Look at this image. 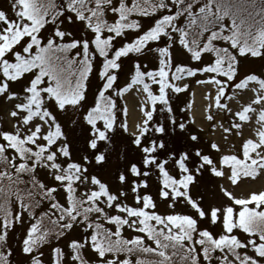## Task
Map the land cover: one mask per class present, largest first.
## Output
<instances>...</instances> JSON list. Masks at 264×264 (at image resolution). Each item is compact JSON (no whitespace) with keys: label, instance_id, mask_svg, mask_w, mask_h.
I'll return each instance as SVG.
<instances>
[{"label":"snow or ice","instance_id":"1","mask_svg":"<svg viewBox=\"0 0 264 264\" xmlns=\"http://www.w3.org/2000/svg\"><path fill=\"white\" fill-rule=\"evenodd\" d=\"M247 55L264 56V0H11L0 8V98L13 101L14 121L0 129V264H264L239 250L264 258V190L237 197L221 188L219 204L191 194L200 176L235 185L264 174V72L241 73ZM193 81L214 86L209 128L240 136L239 149L224 152L177 120L172 98ZM230 88L252 91L234 112L222 103ZM130 90L140 97L132 131L121 103ZM213 108L230 113L228 126ZM67 121L80 127L82 145L69 141ZM118 132L127 148L102 176L110 163L102 145ZM171 133L182 143L170 146Z\"/></svg>","mask_w":264,"mask_h":264},{"label":"rangeland","instance_id":"2","mask_svg":"<svg viewBox=\"0 0 264 264\" xmlns=\"http://www.w3.org/2000/svg\"><path fill=\"white\" fill-rule=\"evenodd\" d=\"M261 0H257V3H260ZM130 3V0H129ZM11 5V0H0V8L8 10ZM132 18L134 19H142V23L144 25H150L152 22L150 17L142 18L140 14H132ZM255 19L259 20V15L255 17ZM226 22L227 18H226ZM71 27H75L74 25ZM144 58L148 59L149 66H152V58L151 55H146ZM129 62H125L124 64V71L127 72L129 69ZM239 71L241 73H246L248 71L252 72H264V56L260 57H252L251 55H247L245 57L240 58L239 63ZM206 75V74H205ZM120 78L124 79V74L121 73ZM2 82V81H0ZM20 83H12L11 87L13 90H17L20 88ZM98 80L95 74L92 75L88 82L87 88V95L89 100L92 99L93 94L96 90ZM214 86L211 83H202L198 84L194 81L191 82V86L187 90H182L181 93L176 94L172 98V106L174 112L177 116V120L183 118L189 120L191 122V127L194 130H197L199 135L206 141H215L218 143L224 152H233L239 149L241 144V137L237 135H231L227 139L224 138L223 131L220 127H217L215 130L209 128L210 122L206 119L207 111L209 109L210 103H214V92H210L209 90L212 89ZM234 93L233 96L227 97L226 102L228 107L234 112L237 110L238 106L242 104V102L249 101L250 97L252 96L251 88L247 90H240V89H228ZM211 97V100L209 99ZM140 99L137 91L130 90L127 94H125L123 100L121 101L122 104H126L128 108V124H129V131L134 130V123L137 122L138 117L140 116L137 101ZM13 101H7L3 98H0V129H12L14 127L13 118L9 115L11 111ZM213 112L216 114L217 120H223L225 126H228V122L230 120V113L227 110H216L215 108L212 109ZM194 118V119H193ZM203 127V131H200V128ZM244 133L245 135L249 134V128L247 124L244 126ZM64 131L66 132L69 141H72L78 145H82L83 143V134L77 125L72 123V121L64 122ZM169 145L182 143V140L178 139L175 133H171L167 137ZM102 148H106L109 152V165L105 166V168L100 169L99 173L102 176H107L110 174L111 170L115 168L118 160L120 159L121 155L127 148V141L120 135L118 132L117 135L113 138V143L108 144L106 146L102 145ZM223 154V153H221ZM75 158V156H74ZM225 170H227V166H224ZM41 176L43 173H39ZM199 184H192L191 186V194H193L194 198L199 199L203 197L205 203H215L219 204L222 200L226 199L223 196V193L220 191L221 188H227L228 190L232 191L234 195L237 197L246 196L250 194L251 191H259L264 190V174H258L257 177L254 178H242L239 180L235 185H233L230 179L227 176L224 177H215V176H200L198 177ZM154 193V188H153ZM249 206H256L253 203H250ZM156 207L161 212L164 213L168 211V206L166 203L162 201H156ZM177 209H182L187 211V208L182 204H177ZM238 207V206H237ZM105 224L106 227H113L111 223L107 221H101ZM237 234L244 238L246 234L242 232V230H236ZM129 229L125 228L124 233L127 235ZM22 234V229L20 226H17L15 232V238L11 240L12 246L16 247V241L19 240L20 235ZM152 243L150 240L148 241ZM242 253L244 251H248L249 255H256L257 259H261L264 261V258H260L258 254H254L250 249L240 248L239 249ZM44 253L45 260H47L49 255V248L48 246H44L42 248ZM14 260H19L20 257L18 255L13 257Z\"/></svg>","mask_w":264,"mask_h":264},{"label":"trees","instance_id":"3","mask_svg":"<svg viewBox=\"0 0 264 264\" xmlns=\"http://www.w3.org/2000/svg\"><path fill=\"white\" fill-rule=\"evenodd\" d=\"M148 243H150V242H148Z\"/></svg>","mask_w":264,"mask_h":264}]
</instances>
